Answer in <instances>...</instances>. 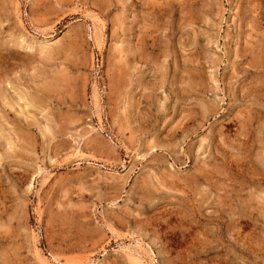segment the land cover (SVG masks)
I'll return each instance as SVG.
<instances>
[{
  "label": "rangeland",
  "instance_id": "374dc122",
  "mask_svg": "<svg viewBox=\"0 0 264 264\" xmlns=\"http://www.w3.org/2000/svg\"><path fill=\"white\" fill-rule=\"evenodd\" d=\"M0 264H264V0H0Z\"/></svg>",
  "mask_w": 264,
  "mask_h": 264
}]
</instances>
